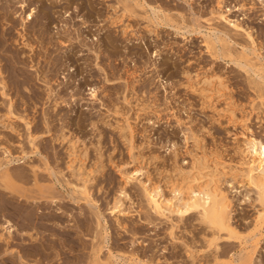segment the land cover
Masks as SVG:
<instances>
[{"label":"rangeland","instance_id":"rangeland-1","mask_svg":"<svg viewBox=\"0 0 264 264\" xmlns=\"http://www.w3.org/2000/svg\"><path fill=\"white\" fill-rule=\"evenodd\" d=\"M15 1V6L13 5L12 8H18L19 3ZM43 1L45 7L51 6L53 8L55 17L54 22L49 25L47 37H52V40L57 44L53 47L51 44L47 46L48 48H54L55 52L57 51L56 54L60 56L62 65L60 62L59 68L53 70L54 73L50 70V65H48V53L50 49L46 51L45 47L41 46L42 43H40L37 34L31 31L30 26H28L26 34L27 38L35 45L36 51H29L28 47L19 43L20 41H8L10 48L19 51L21 56H24L23 58L27 64L22 66L25 68L27 76L31 78L30 85H35L34 90L36 92L33 90L25 91L30 94L26 104H23L20 98L22 97L21 94L18 95L15 91H13L14 93L12 92L13 96L15 95L14 100L16 101L15 115H12V121L14 120L13 122L18 123L16 126L19 128V133H11L8 129H1L4 134L0 138V157H2L0 159H5L2 153L4 146L9 147L14 156L18 157L22 156L21 145H24L26 150L30 152L31 145L29 144L26 132L28 130L24 126L25 124L23 125L25 121L21 118L19 119L18 116L25 114H29L31 118L33 116L35 121L32 124V129L37 135L40 134L37 143L41 147L39 149L42 155L45 156L47 154L51 161L55 155L58 158L60 157V162L57 164L60 167L58 166L57 169L64 170L63 173L66 176L61 173L58 174L60 183L57 182L59 191H56L58 196L61 193L59 197L64 196V202L70 205H66L68 210L75 215L73 216L74 218L70 216L71 222L76 224L83 220L95 226L93 214L90 212L92 208L84 201L75 203L67 198L72 192L71 187L66 184L69 177V170L65 168L68 152L65 141L62 143L61 140L56 141L54 139L62 131V125H65L64 132L80 138L82 141L79 142L80 147H83L82 144L88 146L89 157L87 158L88 162L86 161L88 167H91V165V168L96 167L99 155H101L102 161L105 164L103 172L95 173L94 181L90 187H92V195L98 201L102 212H104V216L109 221L112 235L110 244H112L111 247H113L114 252L119 253L120 251L121 254L125 255L126 259L142 257L143 259L147 258L150 260L152 257L157 264H166V262L167 264H193L185 251L188 248L187 246H189L192 250L196 251V262L198 264H214L215 260H213L212 250L203 240V234L205 232L209 233V230H207L205 224H200L197 221V214L192 213L184 216L179 222H175L178 221L176 215H173L171 222V220L165 217L154 214L142 192L140 180L144 181L151 178L152 183L156 184L157 182V184L159 183L162 187H165V192L169 195V182L177 174L179 167L182 166L181 168H184V170L190 168V152H195L193 138L191 137L197 133V135H201V139L203 138V142H201V145L203 143L202 146L205 145V148H209H207L209 152L213 151L219 154L221 156H219L220 159L234 166H239L238 161H241L242 157L240 153H242L241 150L245 147L243 143L245 136L240 135V133L244 131L247 134H251V132L248 133L245 130L247 123L253 129L254 136L264 140V119H262L264 118V106L261 105V100L257 98L259 94L258 87L254 86L256 83L253 82L255 79L257 81L259 77L256 74L254 75L252 71L243 72L245 70L231 61L229 57H221L222 59L220 57H212L206 47L205 35L206 33L209 35V32L212 31L209 30V27L217 24L220 26L224 25L223 23H219L217 19L208 21L211 17L210 8H212L216 0H89L84 5L85 7L81 6V0ZM241 1L226 0L224 9L228 6L226 10H229L231 7L233 8V4L238 7L240 3H250L253 0H249L250 2L248 0ZM31 4L32 7L36 6V10L41 7V1L33 0ZM31 4L26 8V12L29 11ZM248 6L249 4L244 6V8H231L230 12H226H228L229 16L231 15L232 19L241 22L245 20L244 23L247 22L246 24H250L255 30H258V46L260 45L259 47L262 49V58L259 61L264 63V20L262 15L264 10L262 11V7L258 5L257 10L251 9L250 11L247 9ZM19 12L21 11L19 10ZM36 15L34 20H40V13L37 12ZM113 16H122V18L117 24H111L109 17ZM248 18L250 19L248 20ZM16 19L20 20V18ZM126 25L129 26L127 29L128 33L123 34L122 28ZM225 25V28L231 29V27H227V24ZM21 27L22 25H18L20 30H22ZM77 30H81L80 32L83 34L80 39L91 46V48L89 47L91 50L87 47L88 45H83L78 40H75L74 44L75 46L77 45V49L75 48L74 54H70V58L68 55L72 52L70 49H73V46H70V42L66 38V32L72 31V33L76 34ZM13 33L18 38L15 29ZM107 35H111L116 41V48H109L110 51L114 52L115 50L116 54L109 55V52L105 50L104 43L107 40ZM210 35L215 37L213 32H210ZM238 35L234 36L237 38V44L230 41L233 52L237 54L240 50L242 51V45L246 43V45L248 44L246 51L251 57H254V54H251L253 50L252 45H250L251 43H248L249 41L243 33H241L242 36ZM46 41L49 40L46 39ZM209 68L210 72H218L221 76L224 74L222 76L224 79L226 77L225 81L229 85V88H226L224 92L226 91L228 95L224 96L225 99L218 101L217 106L220 109L226 110L228 108L226 104L229 101L228 99L235 97V99L229 101L231 103L229 106L234 107L235 116L237 114L236 118H239L237 123L229 122L228 111L222 112L223 117H219L216 114L217 112L211 108H204L201 95L196 91L192 92V89L187 86L188 80L185 74H183L185 69L191 75H195V73L202 75L206 71L209 72ZM205 69L206 71H204ZM44 74L45 76H43ZM104 77L109 78V81L105 80ZM43 78H46V80L51 79V81L48 84ZM258 81H261V79ZM50 87L53 88V97H55V93L63 89L62 96L68 103L64 102L61 106L54 109L53 97L50 98L48 96ZM90 87L97 88V93H99L98 98H93L90 95ZM1 95L0 117L8 109V97ZM125 97L128 98V101L125 100ZM224 100L228 101L225 103ZM103 102H105V105ZM115 104L119 106L120 112L118 113L113 111ZM248 111L250 114H248ZM54 114H56V117H54ZM47 115L50 117L53 115L57 120L49 123V126H47L44 123L45 117H49ZM79 115H86L88 117L91 115L94 119L100 120L98 121L100 122L98 123L99 129L93 128L89 124L90 121L88 119L83 120L79 124L75 121V119L78 120ZM63 116L66 117V120H64L66 123L58 120ZM246 117L248 118L247 121ZM127 118L135 128L133 149H130L128 135L124 133L126 130L120 132L115 128L117 124L126 125L125 119ZM106 119H109V122L113 125L103 124V120ZM58 121L59 123H57ZM99 132H101V137L98 135ZM8 136H10L11 140L7 139L9 138ZM98 140H100L99 143ZM41 153L31 154L30 152V157L23 158L25 160L24 163L19 164L17 162L19 165L16 163L12 168H16V170H21L20 167L22 169L25 167L26 169L30 168L31 161L35 160L39 162L41 160ZM23 159H21V162ZM140 161H142L141 164L146 170L144 169L141 176H139L140 180H133L126 184L129 196L125 199V203H127L126 207L130 212L127 215L120 216L124 224H126V229L118 228L116 224L117 215L109 213L110 210H108V204L118 194L119 187L124 184L121 172L118 169L120 168L121 171L132 170L140 164ZM233 162L238 164H234ZM52 164H54L53 161ZM239 167L244 166L240 165ZM41 177L42 179L44 177V180H40V185H52V181L46 180L45 176ZM225 177L224 180L222 179L224 181L222 187L234 202L233 222L240 234L244 236V239H226L225 237L220 239L219 243L222 249H224V253L220 255V261L236 264L239 253L244 252H241V249L246 245L249 250L252 247L251 237H247V239L245 236L254 230L259 202L256 199V189L246 184V181H244L245 183L241 181L240 176L238 177L240 182L238 178L232 180L230 174H227ZM53 182H55V179ZM146 183H149V181L147 180ZM17 184L21 185V190L28 193H30L29 190L34 188L33 190L35 191L32 193V190L31 194L36 193L34 195H38L36 198L41 195V193H38L39 190H36L34 183L20 182ZM50 194L46 193L48 196H51ZM76 195L74 194V196ZM24 197L21 196L20 199H25ZM49 198H43L42 200H49ZM77 198L79 199V197ZM11 215L13 214H10L9 218L15 221L13 219L15 217ZM0 218L2 217L0 216ZM174 223H178L176 229L174 228L176 237L172 235L171 238L169 228ZM68 224L70 223L68 222ZM76 229L81 232L79 227ZM93 231L91 229L89 231V228L87 230L84 228L82 233H80L87 244L92 239ZM259 239L257 251L252 252L253 264H264V233ZM77 249V251H70V254L74 256L79 255L80 260L78 258V263L82 261L83 255L89 254L90 251L86 253V250L88 251L90 247L85 250L80 247ZM132 254L136 255L131 257ZM233 258L235 259L234 261Z\"/></svg>","mask_w":264,"mask_h":264},{"label":"bare ground","instance_id":"bare-ground-1","mask_svg":"<svg viewBox=\"0 0 264 264\" xmlns=\"http://www.w3.org/2000/svg\"><path fill=\"white\" fill-rule=\"evenodd\" d=\"M34 1H41V7H39V9L37 10H36V6L32 7L31 2H33V0H16L15 2L19 3L17 6L18 8L16 7L12 8V6L14 5V0H0V95L2 94L8 97L7 99L8 109L6 110L7 112H5V114L0 117V138L4 134L2 133L1 129H8L11 133H16V134L19 133V128L16 126L18 123L16 124L15 122H13L14 120L12 121V115L14 114V110L16 107V104H15L16 101L14 100L15 95L13 96V93H14L13 91H15V93L18 95L20 94L22 95V97L20 98L23 104H26L28 102L29 96H30V94L25 91H28V90L35 91L34 90L35 85H30L31 78L27 76L25 68H23L22 66V65L25 66L27 64L25 59L23 58L24 56L22 57L19 51L15 49L13 50L12 48H10V46H8V41L9 40H13L14 42L20 41L19 43H22L25 47H28L29 51H34V50L36 51V47H34L35 45L27 38V34H26L27 28L28 26H30L31 31H33L34 34L35 33L37 34L40 40V43H42L41 46L45 47L46 51L50 49L48 53L49 54V64L48 65H50L49 66L50 70H52L53 72V70H56L57 68H59V64L61 62L60 56L56 54L57 51L55 52V49L52 48L57 43H55L52 40L53 39L52 37H47V35L49 34V25L52 22H54V19H55L53 8L51 6L45 7L44 5L45 3L43 0H34ZM81 1H82L81 6L85 7L84 5H86L89 0H81ZM225 2L226 0H216L215 1V4L212 6V8H210L211 17L208 19V21L217 19L219 23H223L224 25L227 24V27L229 26L231 27V29L225 28L224 25L220 26L219 24L215 26H210L209 30H212L210 32H213L215 37L211 36L210 32H209V35L206 33L205 43L207 44V46L206 45L205 46L209 50L212 57H215V58L229 57L231 58V61H233L243 70H245L243 72L252 71V73L254 72L253 73L254 75L256 74V76L259 77L258 80L261 79V81H258V80L256 81V79L254 78L255 81L253 80V82L256 83L254 86L258 87L257 89H258L259 94L257 98L261 100L260 101L261 105L264 106V63L262 61L261 62L259 61L262 58V52H261L262 49L261 47H259L260 45L258 46V43H259L258 42L259 40H257V37L259 36L257 33L258 30H255L254 27L251 26L250 24H246L247 22L244 23L245 20L241 22V21L232 19L230 17L231 15L229 16L228 12L226 11L230 12V10L237 7V5L233 4V8L231 7L232 9L230 8L229 10H226L228 6L226 5L227 7L224 9ZM30 4H31V7L29 8V11L26 12V8L30 6ZM247 4H249L247 9L250 11L251 9L257 10L258 5L262 7L261 8L262 11L264 10V0H253L250 3H240L238 7L244 8V6H247ZM19 10L21 12H19ZM37 12H39L41 15L40 20H34V17L37 14ZM262 15H263V20H264V12L262 13ZM16 18H20V20L18 21ZM109 18L111 20L110 21L111 24H117L118 21L120 22L122 16H113ZM249 19L250 18H248V20ZM32 20H34V22H32ZM18 25H22L21 27L22 30L18 28ZM128 27L129 26L126 25L125 27L122 28L123 34L128 33L127 31ZM14 29L17 31L18 38L15 37L16 35H14L16 32L13 33ZM77 31L78 32H75L76 34L72 33V31L66 32V38L70 42V46H73V49H70L72 50V52L69 51L71 52L68 55V57L70 58H71L70 54H74L75 52L74 50L77 46V45L75 46L74 44L75 40L76 41L78 40L83 45H86V46L88 45L86 42L80 39L81 35L83 34L80 32L81 30L80 31L77 30ZM263 31H264V28H263ZM241 33L245 35L246 39L249 41L248 43H251L250 45H252L253 47L251 54H254V57L253 56L251 57L250 54L246 51L248 47L247 46L248 44L246 45V43L245 45L243 43L242 51L240 50V52L239 53L237 52V54L233 52V49H232L233 47L231 46V42L237 44L238 43L236 41L237 38L234 36H237L238 34L241 35ZM52 36L54 37V35ZM263 37H264V34H263ZM46 39L49 41H46ZM115 42H116L115 39L111 35L110 36L107 35V40H105L104 45H105V50L109 52V55L117 53L115 52V50L114 52L109 50L110 47H112L113 49L116 48ZM48 44L49 45L51 44L52 47L50 46L51 48H48L47 46ZM87 47L91 48V46L89 45ZM61 65H62V62H61ZM204 71H206V69ZM183 74H185L188 80L187 86H189L192 89V92L193 91L198 92L203 98L202 104L204 105V108L205 107L211 108L213 111L217 112L216 114L219 117H223V113L225 111H228L229 122L232 121V122L237 123L239 118H236L237 114L235 116L236 112H234V109H233L234 107L232 108V106L231 107L229 106V104L231 105L229 101L232 98L228 99L229 101L226 100L228 101L227 103L224 100L228 106L226 110L220 109L217 106V102L221 101V99H225L224 96L228 95L226 91L224 92L226 88H229V85L225 81L226 77L225 79L224 77H222L224 74L221 76L218 72H215V71L210 72V68H209V72L206 71L202 75L199 73H195V75H191V73L186 69ZM43 76H45V74ZM105 77L104 79L109 81V78H105ZM43 79L48 84L51 81L50 78H49L50 80L48 79L46 80V78H43ZM248 81H251V80H248ZM67 85H68V82H67ZM62 90L63 89L55 93L54 95L55 97H53L52 95L53 88L50 87V90L48 91V96L50 98L53 97L52 101L54 102V105H53L54 109H56L58 106H61L62 103L67 102L66 99H64L62 96V93H63ZM90 90H91L90 95L93 98L99 97V93H97L96 87L94 88L90 87ZM227 92H230V91H227ZM233 99H235V97ZM125 100L128 101V98L125 97ZM103 104L105 105V102H103ZM113 111L115 113L120 112L119 106L117 104H115ZM248 114H250L249 111H248ZM263 115H264V112H263ZM18 117L19 119L21 118L22 120L25 121L23 125L25 124L24 126H26V129L28 130L26 132L28 134L29 144L31 145L30 147L31 154L32 153L40 154L41 147L40 145H38L39 143H37L38 141L37 139H38V136H40V134L37 135V133H35L32 129V124L35 121V118H33L32 116L33 118L32 119L31 117H29V114L20 115ZM54 117H56V114H54ZM54 117L53 115H51V117L50 116L45 117L44 119L45 125L49 126V123L56 121L57 118H54ZM65 118L66 117L63 116L59 118L58 120L62 122L66 120ZM72 119L74 120V118ZM87 119L90 121L89 124H91L93 128L99 129L98 123L100 122L98 121L100 120L94 119L91 115L89 117L86 115H83V116L79 115L78 120L75 119V121L81 124L83 120H87ZM247 120L248 118L246 119V121ZM59 121L57 123H59ZM103 121H104L103 124L105 125L112 124L109 122V119H106ZM125 121H126V125L117 124L115 128H117L120 132L126 130V132L124 131V133H127L128 140L130 142L129 146L131 147L130 149H133L135 128L128 118L125 119ZM241 121L243 120L241 119ZM244 124L246 123L244 122ZM247 124L245 125L246 126L245 130H247L248 133L251 132V134H247L244 131L240 133V135L245 136V139L243 138L244 139L243 143L245 147H243L242 150L240 149L242 152L240 153L242 154V157L240 159L241 161H238L239 166L241 165L244 167L240 168L239 166L237 165L234 166L231 163L227 164L225 160L223 161V159H220L221 156L219 154L214 153L213 151L209 152L207 150L208 147L205 148L204 147L205 145L202 146L203 143L201 145V142H203L202 141L203 138L201 139L200 138L201 135L199 136L197 135L198 134L197 133L195 135H192L191 137L193 138L192 140L194 143L193 142L192 143L195 147L194 148L195 152L193 151L190 152V155H191L190 156L191 160L189 161L190 168L188 167L189 168V169L187 168L188 170H184V168H181L182 166L179 164L181 167H179L177 174L176 175L174 174L175 175L174 178L172 175L173 179H171L169 182L170 183L169 188H168L169 195L166 194L165 187H162L159 183L157 184V182L156 184L152 183L151 178L147 179L149 183H146L147 182L146 179L144 181L140 180L139 176H141V174L143 173L145 169V167L141 164L142 161H140V164L136 168H133L132 170L127 169V171L126 170L121 171L120 168L119 169L117 168L118 171L121 172V177L124 180V184L119 187V190L117 189L119 192L118 194L116 193L117 195H115L112 201L109 204L107 203L108 210H110L109 213L113 215H117L116 216L117 227L126 229V224H124V221H122L120 216L127 215L130 212V210H128V208L126 207L127 203H125V199L129 196V193H128L129 190H127L126 184L133 180H140L142 183L140 184L142 185V190H143L142 192L150 208L154 211V214H158L160 217H165L166 219L171 220V222H172L173 215L174 216L176 215V217L178 218V221H175V222H179L184 218V216L190 215L192 213H196L197 221L200 222V224H205L207 230H209V233L205 232L203 234V240L206 242L207 246H209L212 250L213 260H215L214 264H228L227 262L220 261V255L224 253L223 251L224 249H222L219 243V240L224 237L226 239L242 240L244 236L240 234L237 226L234 225V222H233V211L235 210L234 209L235 206H233L234 202L226 193L227 191L225 192V190L223 189L222 185L224 181H222V179L224 180L227 174L231 175L232 180H236L240 176L241 181L243 182L246 181V184H249L252 188L254 187L256 189L257 191L256 199L259 202V208L258 209L256 208L257 215L255 217L254 230L249 232V234L245 236L246 238L251 237L252 247L249 250L246 245L245 247L241 249L242 250L241 252L243 251L244 252L239 253V257L237 258L236 264H253L252 252L257 251L256 248H258V244L260 241L259 238L264 233V140L260 137L258 138L254 136L255 133L253 132V129H251L250 126H248ZM64 127L65 125L64 126L62 125V131L60 130L61 134L59 133V136L57 134V137H55L54 139L56 141L61 140L62 143H64L65 141L66 150L68 152L67 154L68 160H67V165L65 164L66 165L65 168L69 170V177H68L69 179L67 178L66 184L67 186L71 187L72 192L70 191L71 193L70 192H69L70 194L68 193L69 195L67 196V198L70 201H74L75 203L84 201L87 205H89L92 208L91 209L92 211L90 212L91 214H93L95 226L92 225V223L90 225L89 222H86L83 220H81V222L80 221L77 222L78 225L77 223L73 224L71 222L72 219L70 218V216L74 218L73 216L75 215L74 213L70 212V210H68L66 205L70 206L69 203L67 204V202L66 203L64 202V198H63L64 196L59 197L61 193L59 196L57 195V191H59L58 183H60L58 174L60 173L64 174L63 173L64 170L62 171V169L60 170L57 169L59 166L57 164H59L60 162L59 160L60 157L58 158V156L54 154L56 157L54 156L52 160L54 164H52L50 157L47 154L44 156L41 153L42 155L41 160H40L41 162L40 161L36 162L35 160H33L30 162L31 164H30V168H28L29 170L26 169V167L23 169L20 167L21 170H18V169L16 170V168H12V166L16 164L17 162L19 164L24 163L25 162L24 159L27 157H30L29 155L30 152L26 150L24 145L20 144L22 156L18 157V156H14L12 150L9 147L4 146L2 153L4 154L5 159L4 158L0 159V216L2 217L0 218V264H157L155 263V259H152V257L150 260H148L147 258L143 259L142 257L141 258L134 257L133 259L132 258L126 259L125 255L123 253L121 254L119 250H118L119 253L113 251L112 249L113 247H111L112 244H110L112 235H111L109 221L104 216L103 214L104 212H102V209L100 205L98 204V201L92 195V192H91L92 187H90L91 183H93L94 181L95 173L103 172V168L105 164L102 161L101 155H99L98 162H97L98 164L94 162L95 164H97L95 165L96 167L91 168L92 165L91 167H88L86 164V161L88 162L87 158L89 157L88 156L89 151L87 149L88 146L86 144H85L86 146L82 144L83 147H80V144H79V142L81 141L80 138L76 136H72L70 134L68 135V133L64 132L63 130ZM98 135L99 137H101V132H99ZM8 137L9 138L7 139H10V136ZM99 142L100 140H98V143ZM21 159H23L22 162H21ZM234 164H238V163H234ZM41 176H45L46 180L52 181V185L50 184L48 186L47 185L42 186V184L40 185L39 183L41 182L40 180H44V177L42 179ZM64 176H66V174H64ZM54 179H55V182H53ZM238 181H239V178H238ZM20 182L34 183L36 186V190H39L38 193H41V195L39 194L40 196L38 198H36L38 195L34 196L36 195V193L32 195L31 191L34 188H32L31 190L28 189L30 193H28L27 191H26L27 193L24 192L23 190H21V185L17 184ZM22 188L25 189V187L23 186ZM34 191L35 190H33L32 193H34ZM48 192L51 193L50 194L51 196L46 195V193L49 194ZM72 193H74L75 195L78 193V195L74 196V194ZM21 196L22 197L25 196L24 197L25 199H20ZM77 197H79V199ZM43 198H47V199L49 198V200L47 199L42 200ZM10 214H13L11 216L15 217L13 218L15 219V221L9 218ZM68 222L70 224H68ZM177 225L178 223H174V225L172 224L170 225L169 232H170L171 238H172V235L176 237L174 233V228L176 229ZM77 227L81 229V232L76 229ZM84 228L86 230L87 228H89V231L90 229L94 230L92 234V239L90 243L88 242V244L86 243V241H84L82 234H80L82 233ZM76 247L77 248L80 247L81 249H84V250L90 247L88 251L86 250V253L90 251L89 254L85 256L83 255V258L81 259L82 261H79L78 263H77L78 258L80 260L79 255L74 256L70 254L72 251H75L77 249ZM187 247L188 248L185 250L187 257L191 260V262H193V264H198L196 262V259H197L196 251L192 250V248L189 246ZM134 255L136 254H132L131 257H133ZM234 260L235 259L233 258V261Z\"/></svg>","mask_w":264,"mask_h":264}]
</instances>
